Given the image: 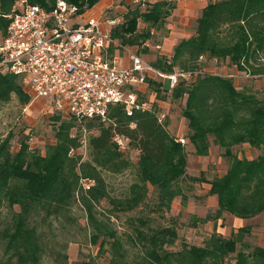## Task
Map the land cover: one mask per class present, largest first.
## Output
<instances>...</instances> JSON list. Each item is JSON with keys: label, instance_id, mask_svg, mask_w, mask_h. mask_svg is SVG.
Listing matches in <instances>:
<instances>
[{"label": "trees", "instance_id": "1", "mask_svg": "<svg viewBox=\"0 0 264 264\" xmlns=\"http://www.w3.org/2000/svg\"><path fill=\"white\" fill-rule=\"evenodd\" d=\"M55 1L27 0L45 9L52 8ZM65 1L76 4L83 12L98 0ZM13 6L14 0H0L1 34ZM171 7L166 1H157L144 12L137 7L130 9L123 21L113 27L111 35L121 45L136 44L138 19L160 24L169 16ZM202 57L228 60L238 70L264 76V0L207 3L196 19L194 33L175 45L170 60L161 57L153 65L166 73L177 67L193 75ZM187 79L178 81L170 91L172 98L186 97L182 114L192 131L188 138L195 153L207 154L211 135L213 143L224 148L222 155L229 161L222 175L205 181L209 184L207 193L216 196L217 216L227 212L249 219L261 214L264 94L258 96L238 89L230 77L210 72ZM153 84L158 94L168 89L162 83ZM12 95L24 105L30 99L17 76L0 73V103L9 101ZM74 122L77 121L73 118L60 123L55 141L44 155L31 150L26 138L14 149L11 133L0 136V264H44V257L53 253L52 218L73 223L71 208L75 202L85 211L91 241L96 243L102 237L99 249L109 252L107 264H264L263 247L253 245L248 251L244 249L249 247L242 242L249 226L239 227L229 237L213 232L200 245L182 242L177 250L167 248L177 239L173 229L147 226V218L139 215L129 219V232L118 234L107 220L99 217L96 206L107 200L112 205L110 214L132 210L147 197L148 184L156 191L155 206L159 208L169 209L176 196L185 200L178 182L186 173V152L154 111L133 108L129 113L123 104H116L108 107L104 120L92 117L78 122L79 129L83 125L86 130H97L88 139L92 159L82 160L80 155L70 153L80 145L78 137L70 132ZM117 135L139 151L135 164L139 180L130 185L124 198L109 195L102 175V170L116 173L129 165L118 149ZM241 143L261 153L253 158L238 157L232 146ZM81 179L92 184L84 188ZM215 216L206 215L204 221ZM130 246L134 247L132 253Z\"/></svg>", "mask_w": 264, "mask_h": 264}, {"label": "rangeland", "instance_id": "2", "mask_svg": "<svg viewBox=\"0 0 264 264\" xmlns=\"http://www.w3.org/2000/svg\"><path fill=\"white\" fill-rule=\"evenodd\" d=\"M16 1L18 0H14V4ZM153 3L154 1L140 3L138 7L136 3L127 5L124 0L117 1L113 5V8L105 10L103 16L113 17L120 15L118 11L121 10L123 11L122 16L124 18V12L136 7L140 12H144ZM167 18L162 23L155 25L145 21L143 18L138 19L137 29L134 34L137 43L129 46L132 47L135 53L141 54L151 64L161 57L170 60L169 57L171 55H168V53H173L172 43L168 42L166 44V40L164 39L170 34ZM195 24L196 22L188 29V33H183L182 35H178V37L182 39L192 35ZM147 33H149V36H146ZM175 36L177 38V35ZM117 43L120 44L119 40ZM157 45H161L160 48ZM198 66L199 68L192 75L193 78L197 73L210 72L230 77L238 89L255 93L258 96L264 94V76L255 77L250 73L238 70L228 60L221 61L202 57L199 59ZM174 69L175 71H180L177 67ZM187 78L189 80L191 77ZM182 79L184 78L180 77L178 81ZM149 80L153 82L151 83ZM154 82L162 83L166 86L165 88L168 86V80L166 79H148L145 84L135 85L129 89L135 94L138 104H144L157 115H164L163 122L171 136L176 140L181 137L183 138V143L181 144L186 152V173L178 182V186H180L182 192L186 195V199L183 200L180 196H176L172 199L169 209L159 208L155 206L157 201L156 191L152 185L148 184L147 197L134 209L110 214L108 210L112 208V205L109 201L102 200L96 206V210L99 217L107 220L109 225L118 234L129 232V219L138 215L147 218V226L152 228H171L176 232L177 239L174 244L168 245L167 248L177 250L181 247L182 242L195 245L202 244L219 227L220 221L224 225L229 221L228 218H232L230 217L231 215L228 216L227 212H222L217 216L216 211L218 207H215L213 200L204 199L208 195L209 186L205 181L222 175L226 171L229 161L222 155L224 148L213 143L211 135L208 136L209 146L207 154L198 156L195 153V148L188 138L192 131L188 126V120L182 114L186 97L172 98L170 90H165L158 94L155 90ZM24 91L30 96V102L32 97L29 91L27 88H24ZM29 102L25 105L21 104L18 98L12 95L9 101L0 103V136L11 133L13 135L12 146L14 149L18 147L21 139L26 138L31 150L44 155L48 146L54 143L55 132L60 123L62 121H72L73 117L66 112L58 111L47 100L35 99L31 101V104ZM56 117L59 119L56 120ZM78 125V122H74V126L70 129V132L72 136L78 137L80 145L70 153L80 155L82 160H91L93 152L88 144V139L91 135L96 134L97 130H86L83 125L79 129ZM118 149L123 152L129 165L116 173L102 170V175L109 195L113 198H124L128 195L130 185L139 180L135 166L139 151L132 147L128 140L124 138L123 143L118 144ZM248 150L251 154L250 158L261 153V150L251 148L247 143L232 146V152L239 157H245ZM190 177H195L196 180H191L189 179ZM200 206L204 207V209H199L201 208ZM14 208L18 210V206H14ZM71 214L74 218L73 223H65V219L52 218L51 222L54 234L52 243L53 253L45 256L43 263L72 264L76 262L78 264H87L86 262L91 261L93 264H107L109 252L99 249L102 237L98 238L96 243L91 241L86 214L78 202L73 204ZM206 215L212 217L216 215L217 217L215 216L213 219L210 218L204 221ZM227 224L229 225V223ZM242 226L250 227L249 232H244L243 234L242 242L249 245V247H245L244 249L248 251L253 245L264 248V211L257 216L243 221ZM237 229L232 228L230 231L227 228L225 234L221 235L229 237ZM240 245L238 243V247ZM130 247L129 252H134V247Z\"/></svg>", "mask_w": 264, "mask_h": 264}, {"label": "built area", "instance_id": "3", "mask_svg": "<svg viewBox=\"0 0 264 264\" xmlns=\"http://www.w3.org/2000/svg\"><path fill=\"white\" fill-rule=\"evenodd\" d=\"M83 12L65 0H56L50 9L16 1L6 15V30L0 33V73L17 76L32 100H47L77 122L92 117L104 120L108 107L116 104H123L129 113L133 108L151 110L138 104L129 88L148 79H166V90H171L180 77L192 76L191 71L163 72L137 53L120 65L107 52L110 44H117L111 35L117 18L81 19ZM157 117L162 123L164 115ZM123 138L117 135L115 141L120 145ZM177 141L183 143V138ZM81 180L84 188L92 184Z\"/></svg>", "mask_w": 264, "mask_h": 264}, {"label": "crops", "instance_id": "4", "mask_svg": "<svg viewBox=\"0 0 264 264\" xmlns=\"http://www.w3.org/2000/svg\"><path fill=\"white\" fill-rule=\"evenodd\" d=\"M117 1H123V0H98L95 5H93L91 8L86 9L82 13L81 19H85L86 17H90V16L104 15L105 10L113 8L114 7L113 5ZM124 1L127 3V5H130L131 3H136V6L138 7L140 3L143 4L145 2H152V1L168 2L172 6L169 9V16L167 18V24L170 29V34L168 37H165L164 39L166 40L165 41L166 44H168V42L172 43L173 45L172 48H174L175 45H177L178 42L181 40V37L179 38L178 35H182L183 33H186V32L188 33L189 32L188 29H190L192 24L196 22V19L200 15L202 8L205 5H207V3L214 2L216 0H145L143 3L140 0H124ZM118 12L120 13V15L109 17V18H117L118 20L117 24H119L123 20V16H122L123 11L119 10ZM174 34L177 35V38ZM158 46L160 48L161 45H157V47ZM107 52L109 55L116 58L119 61L120 65L128 64L129 54L135 53L131 46L121 45L119 43L110 44L107 49ZM168 55H172V53L171 54L168 53ZM245 157L247 158L251 157L249 150L247 151V154L245 155ZM206 198L209 199L210 201L213 200V202L215 203V207H218L217 199L215 195L208 194L204 199ZM199 209H204V207H201ZM229 215L230 214H228V216ZM230 217L232 218H228L229 221L227 222L229 223V225L227 223L223 225L221 221L219 222V227L215 230L216 233L224 235L227 228L231 231L232 228L242 227L243 221L246 220V219L234 217L232 215Z\"/></svg>", "mask_w": 264, "mask_h": 264}]
</instances>
